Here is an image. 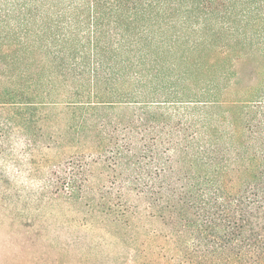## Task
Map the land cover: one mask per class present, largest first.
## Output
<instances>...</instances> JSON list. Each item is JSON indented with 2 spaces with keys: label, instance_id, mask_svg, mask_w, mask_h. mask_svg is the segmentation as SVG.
I'll return each mask as SVG.
<instances>
[{
  "label": "trees",
  "instance_id": "obj_1",
  "mask_svg": "<svg viewBox=\"0 0 264 264\" xmlns=\"http://www.w3.org/2000/svg\"><path fill=\"white\" fill-rule=\"evenodd\" d=\"M0 105L68 119L138 264H264V0H0Z\"/></svg>",
  "mask_w": 264,
  "mask_h": 264
},
{
  "label": "rangeland",
  "instance_id": "obj_2",
  "mask_svg": "<svg viewBox=\"0 0 264 264\" xmlns=\"http://www.w3.org/2000/svg\"><path fill=\"white\" fill-rule=\"evenodd\" d=\"M15 111L0 105V264H138L140 241L101 208L106 169L80 152L68 119ZM137 223L147 234L162 227Z\"/></svg>",
  "mask_w": 264,
  "mask_h": 264
}]
</instances>
